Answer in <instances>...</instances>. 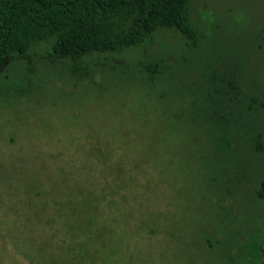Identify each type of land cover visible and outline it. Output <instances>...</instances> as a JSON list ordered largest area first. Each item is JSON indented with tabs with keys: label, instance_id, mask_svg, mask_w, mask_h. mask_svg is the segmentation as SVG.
I'll return each instance as SVG.
<instances>
[{
	"label": "rangeland",
	"instance_id": "374dc122",
	"mask_svg": "<svg viewBox=\"0 0 264 264\" xmlns=\"http://www.w3.org/2000/svg\"><path fill=\"white\" fill-rule=\"evenodd\" d=\"M192 17L197 45L162 30L72 62L44 41L0 76V264H264V201L225 203L223 143L189 94L234 69L243 107L264 103V0H193ZM160 59L171 84L143 85Z\"/></svg>",
	"mask_w": 264,
	"mask_h": 264
},
{
	"label": "trees",
	"instance_id": "16d2710c",
	"mask_svg": "<svg viewBox=\"0 0 264 264\" xmlns=\"http://www.w3.org/2000/svg\"><path fill=\"white\" fill-rule=\"evenodd\" d=\"M192 7L193 0H0V76L44 41L53 46L52 59L72 62L94 54L126 53L162 30L177 31L197 45L201 32ZM165 62H147L143 85L156 89L159 81L171 84L167 69L176 68ZM199 78L190 85L191 104L214 132L216 144L223 143L217 153L224 155V165L216 177L225 203L232 211L245 203L255 208L264 201V142L252 111L264 103L252 98L259 105L243 107L234 69L230 76L216 69L210 75L203 71ZM249 181L256 186H248Z\"/></svg>",
	"mask_w": 264,
	"mask_h": 264
},
{
	"label": "flooded vegetation",
	"instance_id": "af4514ba",
	"mask_svg": "<svg viewBox=\"0 0 264 264\" xmlns=\"http://www.w3.org/2000/svg\"><path fill=\"white\" fill-rule=\"evenodd\" d=\"M231 256H232V254L228 255V259H227L228 261L227 262H229V263H231V260L233 259ZM229 258H231V259H229ZM262 262H264V261H262Z\"/></svg>",
	"mask_w": 264,
	"mask_h": 264
}]
</instances>
